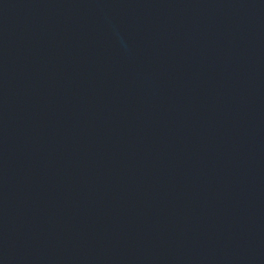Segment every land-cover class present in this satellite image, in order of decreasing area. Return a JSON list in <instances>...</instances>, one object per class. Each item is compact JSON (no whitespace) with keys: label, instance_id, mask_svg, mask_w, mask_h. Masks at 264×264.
Segmentation results:
<instances>
[{"label":"water","instance_id":"1","mask_svg":"<svg viewBox=\"0 0 264 264\" xmlns=\"http://www.w3.org/2000/svg\"><path fill=\"white\" fill-rule=\"evenodd\" d=\"M0 135L264 250V0H0Z\"/></svg>","mask_w":264,"mask_h":264}]
</instances>
